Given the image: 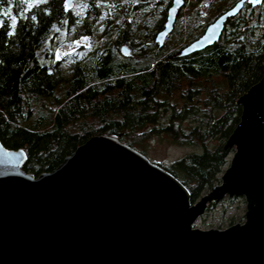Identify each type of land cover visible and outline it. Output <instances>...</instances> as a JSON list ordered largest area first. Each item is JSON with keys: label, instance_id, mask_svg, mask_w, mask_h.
Returning <instances> with one entry per match:
<instances>
[{"label": "trees", "instance_id": "1", "mask_svg": "<svg viewBox=\"0 0 264 264\" xmlns=\"http://www.w3.org/2000/svg\"><path fill=\"white\" fill-rule=\"evenodd\" d=\"M234 1H218L198 33ZM169 2L84 0L76 8L65 0H0V142L25 151V171L52 172L101 134L146 156L136 144L155 131L202 148L159 165L188 189L192 203L219 183L234 154L224 145L242 115L238 100L264 76V4L228 20L206 50L179 56L197 36L178 47L154 43ZM191 30L180 26L167 42ZM66 31L99 40L87 57L63 59L71 60L67 71L51 51Z\"/></svg>", "mask_w": 264, "mask_h": 264}, {"label": "water", "instance_id": "2", "mask_svg": "<svg viewBox=\"0 0 264 264\" xmlns=\"http://www.w3.org/2000/svg\"><path fill=\"white\" fill-rule=\"evenodd\" d=\"M245 2L258 5L237 1L178 55L218 42ZM183 3L167 9L158 47ZM121 51L130 54L125 45ZM238 104L242 115L224 145L234 150L230 164L197 203L180 180L115 135L89 138L37 177L23 169V149L0 142V264H264V76ZM226 197L245 199L243 222L194 226Z\"/></svg>", "mask_w": 264, "mask_h": 264}, {"label": "rangeland", "instance_id": "3", "mask_svg": "<svg viewBox=\"0 0 264 264\" xmlns=\"http://www.w3.org/2000/svg\"><path fill=\"white\" fill-rule=\"evenodd\" d=\"M84 0H77L75 6L78 8V6H81L83 4ZM206 2L201 5L202 10V18L198 20V23L196 26L192 27L191 34L185 33L184 31H181L180 34L177 36L176 39H170L167 43V46L173 45L174 47H178L181 42L186 40H191L193 36H198V32L202 31V26L205 25L204 19L207 17V14L210 13V11H213V6L215 7L218 3L217 0L215 3L211 2L210 0H205ZM161 6L158 7L160 9ZM211 8V9H209ZM178 25L180 24V19L178 20ZM209 23L206 24V26ZM206 28V27H205ZM204 28V29H205ZM176 29H178L176 27ZM96 31V36H100V33ZM54 43L51 48V51L53 54H55L56 58L63 60L67 58L69 55H77V57L85 58L88 55L92 53L94 48L99 43V40L94 43L93 40L88 39L87 37H79V39H75L74 34L63 32L58 35V37L54 38ZM132 54V53H131ZM130 54V55H131ZM133 55V54H132ZM63 66L64 70L67 71L71 67V60H63ZM183 127L189 128V125L187 122H184L182 124ZM179 129V128H177ZM154 132V133H153ZM151 133H148L145 135V141H141L140 144H136L138 147L137 149L143 150L146 153L147 158L150 162L156 163L157 165L160 164H170L175 159L180 158L181 156H185V154H188L190 152H202L201 147H196L194 145H183L177 144L173 137L169 136L166 133L159 132L158 134L153 131ZM232 155V154H231ZM230 157L228 158V164L224 166V169L229 166L230 164ZM223 169V171H224ZM222 171V172H223ZM222 175H220L221 177ZM208 189L205 191V193L209 192ZM203 193V194H205ZM202 194V195H203ZM201 195V196H202ZM245 204L246 201L243 198H225L224 201L215 203L213 207L210 208V206L207 207L205 210V214L201 217V219L197 220L194 224L198 229L203 230H214V229H223L226 230V228L230 227L231 224H239L240 222L244 221L245 217ZM212 206V205H211Z\"/></svg>", "mask_w": 264, "mask_h": 264}, {"label": "flooded vegetation", "instance_id": "4", "mask_svg": "<svg viewBox=\"0 0 264 264\" xmlns=\"http://www.w3.org/2000/svg\"><path fill=\"white\" fill-rule=\"evenodd\" d=\"M76 1L77 0H75L74 1V4H76ZM211 2H213V3H215V1H217V0H210ZM237 1H241V0H236V1H234L233 2V4L230 6V8L237 2ZM204 2H206L205 0H204ZM173 3V0H170V2L168 3V6H167V9L171 6V4ZM201 3H202V0H184V3H183V5H182V7L179 9V11H180V14H179V16H177L176 17V20H175V27H174V29L173 30H175L176 29V27L177 28H179L180 29V26L181 27H186V26H190L191 28L193 27V26H196L197 24H199L198 23V20H200L201 19V15H202V10H201ZM72 5V6H75V5ZM205 4V3H204ZM262 4H264V3H261V4H258L256 7H252L251 6V4H249L248 2H245L244 3V5H243V10L244 9H251V8H253V9H256V8H258L259 6H261ZM77 7V6H76ZM229 9V8H228ZM227 9V10H228ZM226 11V10H225ZM225 11H223L222 13H224ZM243 12V11H242ZM222 13H220V14H222ZM220 14H218V16L220 15ZM218 16H217V18H218ZM166 18V17H165ZM216 18V19H217ZM180 19V24L178 25V20ZM214 20V19H213ZM212 20V21H213ZM165 21H166V19H165ZM212 21H210V23L212 22ZM165 23V22H164ZM209 23V24H210ZM208 24V25H209ZM207 25V26H208ZM206 26V27H207ZM206 29V28H205ZM205 29L203 30V32L202 33H199V35L195 38V39H197V38H199L200 36H201V34H203L204 33V31H205ZM195 39H193V40H195ZM191 42H193V41H191ZM129 51H130V54H131V49H129V48H127ZM130 54H125V55H127V56H130Z\"/></svg>", "mask_w": 264, "mask_h": 264}, {"label": "snow or ice", "instance_id": "5", "mask_svg": "<svg viewBox=\"0 0 264 264\" xmlns=\"http://www.w3.org/2000/svg\"><path fill=\"white\" fill-rule=\"evenodd\" d=\"M251 3L253 4H261V3H264V0H250ZM34 19V17H33ZM241 39H243V37H241Z\"/></svg>", "mask_w": 264, "mask_h": 264}, {"label": "bare ground", "instance_id": "6", "mask_svg": "<svg viewBox=\"0 0 264 264\" xmlns=\"http://www.w3.org/2000/svg\"><path fill=\"white\" fill-rule=\"evenodd\" d=\"M229 10H230V8L228 9V11H229ZM226 11H227V10H226ZM231 19H232V18H231ZM231 19H229V20H231ZM227 22H228V21H227ZM170 34H171V33H170ZM170 34H169V35H170ZM169 35H168V36H169ZM191 43H192V42H191Z\"/></svg>", "mask_w": 264, "mask_h": 264}]
</instances>
